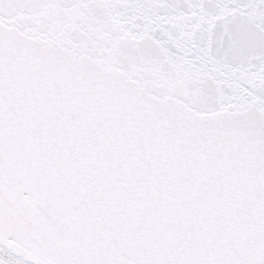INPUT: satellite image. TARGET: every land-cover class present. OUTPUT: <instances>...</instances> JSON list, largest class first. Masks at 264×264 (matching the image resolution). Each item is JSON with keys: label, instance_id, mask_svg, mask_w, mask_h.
Segmentation results:
<instances>
[{"label": "snow or ice", "instance_id": "1", "mask_svg": "<svg viewBox=\"0 0 264 264\" xmlns=\"http://www.w3.org/2000/svg\"><path fill=\"white\" fill-rule=\"evenodd\" d=\"M0 264H264V0H0Z\"/></svg>", "mask_w": 264, "mask_h": 264}]
</instances>
